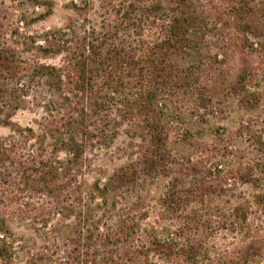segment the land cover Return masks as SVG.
<instances>
[{"label": "trees", "instance_id": "obj_1", "mask_svg": "<svg viewBox=\"0 0 264 264\" xmlns=\"http://www.w3.org/2000/svg\"><path fill=\"white\" fill-rule=\"evenodd\" d=\"M47 3L0 0V264H264V0H70L30 30ZM233 102L220 154L175 164L171 142L207 147L194 130ZM120 133L128 162L89 185Z\"/></svg>", "mask_w": 264, "mask_h": 264}, {"label": "rangeland", "instance_id": "obj_2", "mask_svg": "<svg viewBox=\"0 0 264 264\" xmlns=\"http://www.w3.org/2000/svg\"><path fill=\"white\" fill-rule=\"evenodd\" d=\"M9 2L10 0H3ZM38 2L43 6V10H46L49 3L53 2V12L50 16L45 18L43 21L30 23V30H41L43 28H54L61 26L66 17L70 14L67 6L70 0H38ZM246 115V112L239 109L235 102L225 105L223 112L216 114L215 116L205 118L202 123L196 127L194 130V139L200 143L207 144V147L202 149L196 148L193 144H185L181 142L172 141L170 150L174 159V163L182 162L188 158L193 160L197 158L198 153L202 150L203 156H216L218 151V146L222 145V136L229 135L232 131H236L239 128L241 119ZM38 114H32L29 111L20 110L18 111L12 121L20 125H30L33 121L37 120ZM10 133V129L0 125V136H6ZM237 138L235 142L236 151L231 153L230 151H225L226 157L232 159L233 161L242 157L244 149L247 147V142L244 139ZM127 143V138L123 133H120L118 137L107 147H102L94 151L89 152L92 164L91 168L86 175L87 183L89 185L93 184L94 181L98 180L100 182H105L108 177H110L114 171L119 169L121 166L125 165L129 158L126 153H123V148ZM215 146V147H213ZM216 154V155H215ZM168 178L156 177L153 180H148L144 185L142 190L143 197L146 203L149 205L148 210L149 219L146 223H152V221L159 214V208L156 205L162 195L167 190ZM247 188L241 189L239 191H246ZM219 238V236H217ZM222 240H220L221 242Z\"/></svg>", "mask_w": 264, "mask_h": 264}]
</instances>
